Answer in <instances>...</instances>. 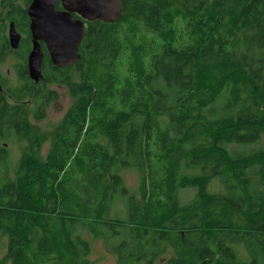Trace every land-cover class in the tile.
<instances>
[{"label": "trees", "instance_id": "obj_1", "mask_svg": "<svg viewBox=\"0 0 264 264\" xmlns=\"http://www.w3.org/2000/svg\"><path fill=\"white\" fill-rule=\"evenodd\" d=\"M16 13L29 42L26 12ZM79 54L64 68L43 58L31 113L42 119L57 100L47 85L72 101L49 135L20 125L29 105L0 110V264H86L90 225L116 264H264V190L251 183L264 181V150L232 156L225 148L264 134V0H121L114 23L87 24ZM17 90L12 99L25 92ZM221 101L225 115L208 121L204 110ZM40 137L51 142L44 160ZM165 137L170 149L154 150ZM12 138L26 147L16 168L1 146ZM176 153L200 162L201 174L174 173ZM126 166L138 175L140 202L108 219ZM224 171L232 196L209 194L208 182ZM189 187L194 199L179 204L176 192ZM167 246L176 251L160 263Z\"/></svg>", "mask_w": 264, "mask_h": 264}, {"label": "rangeland", "instance_id": "obj_2", "mask_svg": "<svg viewBox=\"0 0 264 264\" xmlns=\"http://www.w3.org/2000/svg\"><path fill=\"white\" fill-rule=\"evenodd\" d=\"M1 17V15H0ZM3 34L6 36V32L8 31V28H5L4 30L1 29ZM22 37L24 34L21 35ZM7 38V37H6ZM9 68V64H2L0 66V72L5 74L6 69ZM43 80L39 79L38 81ZM46 88V85H44ZM47 89H51L55 91L58 95V98L56 101H52L50 104L45 106L44 109V117L42 119H39L40 121L33 120L31 116L29 117V121L32 124H35L41 135H49V133L56 128V126L61 122V119L68 109V107L71 105L72 101L69 97L68 91L57 85H47ZM46 101V99H44ZM225 101H221L218 103H215L214 105H210L206 110H204V115L208 121H215L219 117H223L225 115ZM163 129L166 131L170 128V123L168 118L165 116L163 117ZM168 137H165V147L158 146L154 150H159L162 152H166L169 150V141ZM100 142H103L100 140ZM39 146L37 147V151L39 149V153L41 158L44 160L47 157V154L49 153L51 142L49 139L40 137L38 139ZM201 143V142H200ZM164 144V143H163ZM237 146H234V145ZM5 145V149L7 150L6 156H7V166L16 168L18 165V161L22 155L24 147V142L15 140V139H9L8 141H2L1 146ZM229 145V146H226ZM225 145V148L227 147L228 150L231 151L230 155L237 156V155H246L249 153H252L254 151L258 150H264V134L261 136V139L255 143H249V144H235V143H228ZM236 150V151H235ZM169 155L166 154V163L165 165L168 167ZM132 160V159H131ZM171 160H173V164L175 166L173 172L177 173L178 175H187V176H193V175H199L202 172L203 165L200 162H197L194 158L192 159L189 156H181L178 153L171 156ZM127 164H129L127 162ZM126 164V165H127ZM132 165V164H131ZM4 169L0 168V173H3ZM209 172H213V170H209ZM13 177L12 171L8 173ZM120 175L122 179L124 180V183L127 187H125L124 184H122L117 191V194L115 198L110 202V210L107 215L108 219H115L118 218L120 214L127 212L128 206L133 202H140V193L138 191V175L137 173L129 166V167H123L120 170ZM255 176L251 177L252 179ZM231 174L225 173V171L222 173V176L219 177H213L207 185V192L209 194H226L229 193L231 196L233 194L232 186L233 183L231 181ZM251 181V180H250ZM251 183L259 184L261 185L262 189L264 190V181L261 179V177L258 176V179L256 181H252ZM130 188V189H129ZM196 194V189L189 187L185 189H180L176 192L175 197L179 204L184 205L189 202H191ZM264 196V193H263ZM264 198V197H263ZM77 206H80L77 204ZM121 216V215H120ZM124 218V216H122ZM88 221V220H87ZM87 228V227H86ZM54 233H57V228L52 227L51 228ZM91 233H94L97 236H93ZM152 232H150L151 234ZM84 235V240L88 243L90 252L86 257L84 258L86 260V264H116L115 262V256L114 254L108 249L107 245L103 242L101 238L103 236L97 232L92 225L88 227V230L85 229L82 233ZM99 236V237H98ZM167 254L163 259L160 260V263L167 258L169 255V252L174 253L176 250L172 246H167ZM6 252V240L4 237L0 239V256L3 257Z\"/></svg>", "mask_w": 264, "mask_h": 264}, {"label": "water", "instance_id": "obj_3", "mask_svg": "<svg viewBox=\"0 0 264 264\" xmlns=\"http://www.w3.org/2000/svg\"><path fill=\"white\" fill-rule=\"evenodd\" d=\"M38 1L33 0L28 9L32 37L28 67L33 81L42 79L41 45L46 48L53 66L64 68L81 60L79 46L84 36L83 22L73 20L67 12L54 11L52 7L54 4L47 10L50 5ZM62 2L65 8L77 12L88 22L97 19L113 22L119 17V0H62ZM7 38L10 48L17 49L20 35L13 25L8 29Z\"/></svg>", "mask_w": 264, "mask_h": 264}, {"label": "flooded vegetation", "instance_id": "obj_4", "mask_svg": "<svg viewBox=\"0 0 264 264\" xmlns=\"http://www.w3.org/2000/svg\"><path fill=\"white\" fill-rule=\"evenodd\" d=\"M33 0H0V23H2L3 19H6L8 21L7 28L10 27V25H13L18 34L20 35V42L17 49H11L8 44V38H7V45H6V51L4 53L0 54V66L2 64H9V68L6 69L5 74L0 72V110L1 111H7L8 104L13 105V103H19L21 107L19 109L23 110L22 106L29 105V114L27 116V120L24 122L23 120L20 122V125L23 126H33L38 128L35 124L30 123L29 117L33 120L40 121L34 114L31 113V94H34L36 90V85L39 81H33L30 78L29 75V67H28V57L30 54V51L32 49V37L29 30L30 25V19L28 16V9L31 6ZM38 2H43L48 5L47 10L51 8V5L56 12H67L71 15L73 20H79L83 22L84 28L87 27L88 22L84 20L80 15L73 11L69 10L64 7L62 0H39ZM75 7V6H74ZM73 7V8H74ZM16 8H18L21 11H25L26 15L28 17V20L24 22L23 26L27 25L29 34H30V41H25V33L20 32V29L17 28L14 17L17 15ZM72 8V9H73ZM119 17L121 15V0H119ZM118 17V18H119ZM117 18V19H118ZM116 19V20H117ZM115 20V21H116ZM95 21H100L102 23H108L112 24L113 22H104L100 19H97ZM92 21V22H95ZM6 32V37H7ZM24 34L22 37L21 35ZM45 48V47H44ZM41 53H42V63L43 58L47 53V50L42 49L41 46ZM47 56L50 60V57L47 53ZM51 62V61H50ZM42 63H41V73L43 76V69H42ZM18 88L24 89V93L22 94L21 98L19 99H12V97L18 95ZM16 118H22V115L17 114ZM1 121V119H0Z\"/></svg>", "mask_w": 264, "mask_h": 264}, {"label": "bare ground", "instance_id": "obj_5", "mask_svg": "<svg viewBox=\"0 0 264 264\" xmlns=\"http://www.w3.org/2000/svg\"><path fill=\"white\" fill-rule=\"evenodd\" d=\"M9 29V28H8ZM205 186V185H204Z\"/></svg>", "mask_w": 264, "mask_h": 264}, {"label": "clouds", "instance_id": "obj_6", "mask_svg": "<svg viewBox=\"0 0 264 264\" xmlns=\"http://www.w3.org/2000/svg\"><path fill=\"white\" fill-rule=\"evenodd\" d=\"M85 29V28H84Z\"/></svg>", "mask_w": 264, "mask_h": 264}]
</instances>
